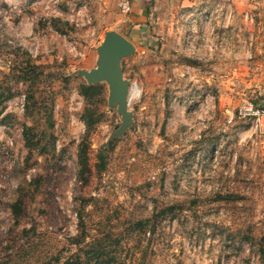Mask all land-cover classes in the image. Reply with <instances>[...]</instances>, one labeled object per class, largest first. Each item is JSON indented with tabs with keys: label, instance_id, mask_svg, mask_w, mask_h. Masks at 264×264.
I'll use <instances>...</instances> for the list:
<instances>
[{
	"label": "rangeland",
	"instance_id": "obj_1",
	"mask_svg": "<svg viewBox=\"0 0 264 264\" xmlns=\"http://www.w3.org/2000/svg\"><path fill=\"white\" fill-rule=\"evenodd\" d=\"M120 2L0 0V264H264V0H146L114 136L79 91Z\"/></svg>",
	"mask_w": 264,
	"mask_h": 264
},
{
	"label": "water",
	"instance_id": "obj_2",
	"mask_svg": "<svg viewBox=\"0 0 264 264\" xmlns=\"http://www.w3.org/2000/svg\"><path fill=\"white\" fill-rule=\"evenodd\" d=\"M134 52L135 47L129 40L113 30H108L97 47L96 67L80 71L88 85L107 84L108 105L116 107L122 117L121 127L113 133L114 136L120 135L132 124L131 113L128 111L130 82L123 77L121 61Z\"/></svg>",
	"mask_w": 264,
	"mask_h": 264
},
{
	"label": "built area",
	"instance_id": "obj_3",
	"mask_svg": "<svg viewBox=\"0 0 264 264\" xmlns=\"http://www.w3.org/2000/svg\"><path fill=\"white\" fill-rule=\"evenodd\" d=\"M119 6L124 13H128L131 10V5L128 0H121ZM236 115L248 120L254 131L264 136V105L254 104L249 100H244L238 108Z\"/></svg>",
	"mask_w": 264,
	"mask_h": 264
},
{
	"label": "crops",
	"instance_id": "obj_4",
	"mask_svg": "<svg viewBox=\"0 0 264 264\" xmlns=\"http://www.w3.org/2000/svg\"><path fill=\"white\" fill-rule=\"evenodd\" d=\"M101 1H102V3H105V5H108L109 3H111L112 0H101ZM129 1L131 3V6H132V14H131V16H128L130 18L128 20H126L127 24H123V21H120L119 26H117L118 24L115 23L114 25H112L110 27L109 30H113V31L119 33L120 35H122L123 37H125L127 40L130 41L131 40L130 38L137 37L135 35V33L130 31L131 34H129L130 37H128L126 34H128L129 31L125 33V32H121L120 29H122V28L126 29V27H128V22L132 23L134 25L133 27H139L140 26L141 22H143V7L146 4V0H129ZM130 42H133V41H130Z\"/></svg>",
	"mask_w": 264,
	"mask_h": 264
},
{
	"label": "trees",
	"instance_id": "obj_5",
	"mask_svg": "<svg viewBox=\"0 0 264 264\" xmlns=\"http://www.w3.org/2000/svg\"><path fill=\"white\" fill-rule=\"evenodd\" d=\"M103 91V85L102 84H95V85H86L83 84L80 86V94L84 97V98H90L94 95H99L101 94ZM90 124L87 123V126H89Z\"/></svg>",
	"mask_w": 264,
	"mask_h": 264
},
{
	"label": "bare ground",
	"instance_id": "obj_6",
	"mask_svg": "<svg viewBox=\"0 0 264 264\" xmlns=\"http://www.w3.org/2000/svg\"><path fill=\"white\" fill-rule=\"evenodd\" d=\"M129 96H130V100H132V99H134L136 96H137V94H138V91H137V89L135 88V87H132V89H131V91H129Z\"/></svg>",
	"mask_w": 264,
	"mask_h": 264
}]
</instances>
